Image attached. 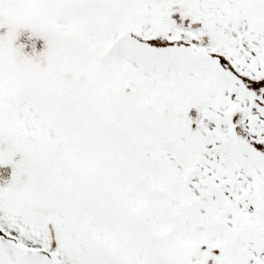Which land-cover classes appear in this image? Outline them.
I'll list each match as a JSON object with an SVG mask.
<instances>
[{
    "label": "snow or ice",
    "instance_id": "6c2138e0",
    "mask_svg": "<svg viewBox=\"0 0 264 264\" xmlns=\"http://www.w3.org/2000/svg\"><path fill=\"white\" fill-rule=\"evenodd\" d=\"M0 264H264V0H0Z\"/></svg>",
    "mask_w": 264,
    "mask_h": 264
}]
</instances>
